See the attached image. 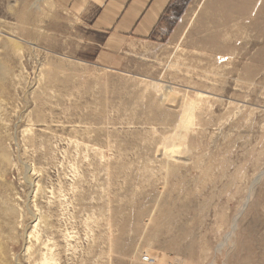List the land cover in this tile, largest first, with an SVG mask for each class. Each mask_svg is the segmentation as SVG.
<instances>
[{"label": "rangeland", "instance_id": "rangeland-1", "mask_svg": "<svg viewBox=\"0 0 264 264\" xmlns=\"http://www.w3.org/2000/svg\"><path fill=\"white\" fill-rule=\"evenodd\" d=\"M60 2L0 0V264H264V0L118 46Z\"/></svg>", "mask_w": 264, "mask_h": 264}, {"label": "crops", "instance_id": "crops-1", "mask_svg": "<svg viewBox=\"0 0 264 264\" xmlns=\"http://www.w3.org/2000/svg\"><path fill=\"white\" fill-rule=\"evenodd\" d=\"M78 18L98 44L118 46L146 41L168 20L177 0H59Z\"/></svg>", "mask_w": 264, "mask_h": 264}, {"label": "bare ground", "instance_id": "bare-ground-1", "mask_svg": "<svg viewBox=\"0 0 264 264\" xmlns=\"http://www.w3.org/2000/svg\"><path fill=\"white\" fill-rule=\"evenodd\" d=\"M160 89L162 88V87H159ZM163 89V88H162ZM170 89V88H169ZM168 91V90H167ZM165 94V93H164ZM166 96V95H165ZM164 96V97H165ZM165 99V98H164ZM163 102V101H162ZM167 105V104H166ZM182 117H183V114H182ZM182 122V121H181ZM178 127L180 128V127H182V124L180 123L179 125H178ZM183 128H184V126H183ZM177 144V143H176ZM164 151H165V153H168V155H170V156H172V155H174V154H178V150L177 151H173V149H171V147H168L167 146V144L164 146ZM182 157V156H181ZM28 173V172H27ZM260 178V177H259ZM258 178V179H259ZM257 179V178H256ZM244 204H245V201H244ZM33 220H34V216H33ZM36 221H37V219H36Z\"/></svg>", "mask_w": 264, "mask_h": 264}]
</instances>
